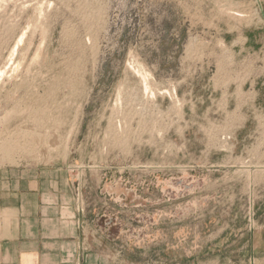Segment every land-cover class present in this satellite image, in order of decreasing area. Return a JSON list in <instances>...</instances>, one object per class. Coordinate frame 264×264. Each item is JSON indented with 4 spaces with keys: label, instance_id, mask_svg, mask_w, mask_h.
Returning <instances> with one entry per match:
<instances>
[{
    "label": "rangeland",
    "instance_id": "374dc122",
    "mask_svg": "<svg viewBox=\"0 0 264 264\" xmlns=\"http://www.w3.org/2000/svg\"><path fill=\"white\" fill-rule=\"evenodd\" d=\"M54 188L102 264H264V0H0V221Z\"/></svg>",
    "mask_w": 264,
    "mask_h": 264
},
{
    "label": "crops",
    "instance_id": "0c3cea01",
    "mask_svg": "<svg viewBox=\"0 0 264 264\" xmlns=\"http://www.w3.org/2000/svg\"><path fill=\"white\" fill-rule=\"evenodd\" d=\"M47 192L59 194L58 188L41 191L36 206H25L20 200L15 207L5 208L18 216L9 225L0 221V264H102L103 253L80 237L70 206H60L56 199L42 202ZM125 246L129 251V244Z\"/></svg>",
    "mask_w": 264,
    "mask_h": 264
}]
</instances>
